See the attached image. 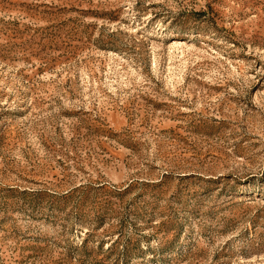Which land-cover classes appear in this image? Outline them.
I'll return each instance as SVG.
<instances>
[{"label": "rangeland", "instance_id": "374dc122", "mask_svg": "<svg viewBox=\"0 0 264 264\" xmlns=\"http://www.w3.org/2000/svg\"><path fill=\"white\" fill-rule=\"evenodd\" d=\"M0 264H264V0H0Z\"/></svg>", "mask_w": 264, "mask_h": 264}]
</instances>
